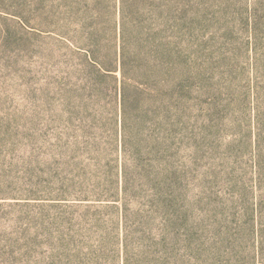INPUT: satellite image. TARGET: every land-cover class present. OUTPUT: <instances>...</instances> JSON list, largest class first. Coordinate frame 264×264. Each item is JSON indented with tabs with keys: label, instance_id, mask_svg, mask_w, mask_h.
I'll list each match as a JSON object with an SVG mask.
<instances>
[{
	"label": "trees",
	"instance_id": "obj_1",
	"mask_svg": "<svg viewBox=\"0 0 264 264\" xmlns=\"http://www.w3.org/2000/svg\"><path fill=\"white\" fill-rule=\"evenodd\" d=\"M59 5L51 31L69 37L74 47L67 102L85 111L86 149L98 166L109 167L88 177L109 183L107 191L95 188L94 200L114 213L99 220L111 231L95 250L112 264H264V202L249 197L264 189L258 148L264 138V45L258 24L250 25L251 14L241 78L250 70L252 77L248 87L241 86V124L239 96L231 86L220 93L228 98L227 114L218 113L236 137L231 144H241V153L250 151L259 170L252 187L241 177V195L247 197L233 213L236 232L214 247V210L203 195L202 174L195 173L212 129L213 65L189 0H59ZM3 35L7 44L19 42L17 28Z\"/></svg>",
	"mask_w": 264,
	"mask_h": 264
},
{
	"label": "rangeland",
	"instance_id": "obj_2",
	"mask_svg": "<svg viewBox=\"0 0 264 264\" xmlns=\"http://www.w3.org/2000/svg\"><path fill=\"white\" fill-rule=\"evenodd\" d=\"M59 6V0H0V264H112L95 250L111 231L99 220L114 213L94 200V190L107 191L109 183L88 179L109 167L98 166L86 149L85 111L67 102L75 66L71 39L51 31ZM189 7L213 65L212 129L201 144L195 173L202 174L203 195L214 210L210 238L216 247L236 232L233 213L247 197L241 195V177L252 187L255 164L264 172V138L257 164L250 151L241 153V144H231L236 137L218 113L227 114L228 98L220 93L231 86L239 96L241 124V86L248 87L252 77L250 70L241 78L245 22L251 14L263 46L264 0H189ZM16 28L19 42L5 43V30ZM263 196L260 188L249 194L260 204ZM236 254L229 256L234 260Z\"/></svg>",
	"mask_w": 264,
	"mask_h": 264
}]
</instances>
